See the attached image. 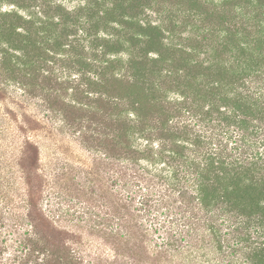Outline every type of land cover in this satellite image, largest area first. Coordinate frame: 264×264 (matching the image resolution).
Segmentation results:
<instances>
[{"label": "trees", "instance_id": "16d2710c", "mask_svg": "<svg viewBox=\"0 0 264 264\" xmlns=\"http://www.w3.org/2000/svg\"><path fill=\"white\" fill-rule=\"evenodd\" d=\"M190 1L203 8L180 7L176 30L140 23L141 0H0L1 72L46 91L117 160L112 209L88 208L75 228L21 171L26 190L0 194V264H264V0ZM87 52L105 64L85 88L34 82L50 79L42 64Z\"/></svg>", "mask_w": 264, "mask_h": 264}, {"label": "rangeland", "instance_id": "374dc122", "mask_svg": "<svg viewBox=\"0 0 264 264\" xmlns=\"http://www.w3.org/2000/svg\"><path fill=\"white\" fill-rule=\"evenodd\" d=\"M84 1L57 0L71 10L82 5ZM105 1L111 3L115 0ZM197 1L210 3L220 0ZM117 3L126 6L129 2L117 0ZM139 5L142 10L138 17L140 23L146 25L149 22L152 25H161L164 29L171 27L176 30L185 29L178 16L180 7L203 8L200 3L193 4L190 0H141ZM119 10L122 11L124 8ZM185 27L188 30L191 25ZM92 34L97 35L98 38L105 36L102 29L92 30ZM98 54L87 52L86 57L77 64L66 58L44 63L42 66L50 71V79L42 77V74L47 75V71H43L44 73L41 72L34 82L59 88L67 84H80V88L83 89L89 79L96 80L98 68L95 66L105 64L92 59L102 57ZM125 57L124 53L116 55L109 53L104 58L124 60ZM115 64L117 69H114L112 63L105 68L108 76L112 71L113 75L120 72L118 64ZM84 68L91 69L87 71ZM1 69L0 67V194L8 190L14 195H21L26 190V184L22 182L20 175L23 174L21 171H27L31 175L33 184L40 190V205L56 224L62 227L75 228L81 225L86 217L84 212L88 208L96 213L112 209L116 188L113 180L117 161L113 154L107 153L102 148L99 144L100 139L93 138L85 142L77 126L68 125L61 112L49 108L50 102L54 107L58 104L55 100L51 101L46 91L38 89L37 86L32 92H28L31 86H23L2 73ZM59 93H61L60 99L65 102L71 100L70 90L65 93L58 89L56 94ZM74 107L76 109H73L74 113L84 114V111ZM113 118V115L109 117V119ZM25 119L33 121H25ZM96 126L97 123L92 124V130ZM99 126L100 128L95 130L94 137L102 138L104 132L101 124ZM110 127L111 123L107 128Z\"/></svg>", "mask_w": 264, "mask_h": 264}]
</instances>
